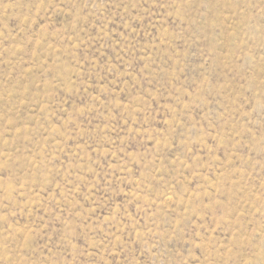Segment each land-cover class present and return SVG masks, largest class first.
<instances>
[{
  "label": "rangeland",
  "instance_id": "obj_1",
  "mask_svg": "<svg viewBox=\"0 0 264 264\" xmlns=\"http://www.w3.org/2000/svg\"><path fill=\"white\" fill-rule=\"evenodd\" d=\"M0 264H264V0H0Z\"/></svg>",
  "mask_w": 264,
  "mask_h": 264
}]
</instances>
